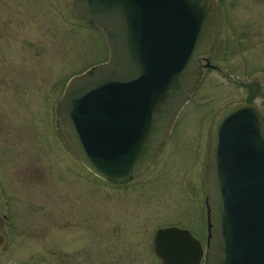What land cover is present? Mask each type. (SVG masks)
I'll list each match as a JSON object with an SVG mask.
<instances>
[{"label":"rangeland","instance_id":"1","mask_svg":"<svg viewBox=\"0 0 264 264\" xmlns=\"http://www.w3.org/2000/svg\"><path fill=\"white\" fill-rule=\"evenodd\" d=\"M216 2L221 28L198 58L200 80L164 154L132 182L113 186L73 157L54 115L68 81L107 59L103 33L76 17L73 0H0V147H11L0 149V177L10 154L8 168L16 172L31 159L25 152H39L33 185L48 231L35 240L37 264H160L153 233L170 224L202 239L203 229L192 227L201 219L198 202L183 180L197 185L198 155H206L219 112L248 101L264 113V0ZM206 59L218 69L204 67Z\"/></svg>","mask_w":264,"mask_h":264},{"label":"water","instance_id":"2","mask_svg":"<svg viewBox=\"0 0 264 264\" xmlns=\"http://www.w3.org/2000/svg\"><path fill=\"white\" fill-rule=\"evenodd\" d=\"M103 33L108 59L71 78L56 127L80 162L110 184L147 168L200 80L217 39L216 0H73ZM204 67H209L206 59ZM207 156L205 264H264V114L238 101L215 118ZM161 264H200L187 230L155 231Z\"/></svg>","mask_w":264,"mask_h":264},{"label":"flooded vegetation","instance_id":"3","mask_svg":"<svg viewBox=\"0 0 264 264\" xmlns=\"http://www.w3.org/2000/svg\"><path fill=\"white\" fill-rule=\"evenodd\" d=\"M206 68L213 69L216 67L214 65L213 66L211 65ZM17 81H19V79H16V82ZM176 122L177 121L175 120V123L173 124V126L171 127L169 131L170 133L167 135L165 143L163 144L162 148L157 152L156 157L150 162L147 168L141 173H144L151 165H153L157 161L158 158H160L164 154L163 153L164 147H166L167 141L170 135L172 134V130L175 127ZM213 124H212V127H213ZM212 127H211V132H212ZM210 136H211V133H210ZM60 140L62 142L65 141V139H63L62 136ZM209 143H210V140L207 142V147L205 149L206 155L203 156V152L201 151V149L198 155V160H197L198 162H197L196 168L194 169L195 173L192 176L193 178H195L197 185L193 186L192 185L193 182L190 183L187 177L185 180H183L185 182L184 191L189 193V190H192L190 195L192 196L193 200L197 199V202H198V207L201 212V219H198L199 221L194 222L196 226L192 225V227L203 229L202 232L204 233L201 235L202 239L200 240L199 238H197L192 232H189V228H187L186 225L181 226L182 224L180 226L176 224H170L166 226H160L156 229L158 230L160 228H167V227L172 226V227L185 229L189 233H191L201 244V247L203 250V256L199 262L200 264H205L204 255L207 253L206 252L207 250L206 241L208 237V232H207V225H208L207 213L208 212H207V205H206L205 200H206L207 193H208L207 181H206V174H207L206 167H207V162H208L207 156L209 153V150H208ZM0 149L1 150L5 149L9 151L11 150V147L8 146L6 143V144H3V147L2 148L0 147ZM68 149L73 155V152L70 149V147H68ZM25 153L29 154L30 155L29 158H31V159H28L29 160L28 165L25 163L23 167H20V169L17 168L16 172L12 170V168H8L9 165L12 166V162L10 161L12 155L10 154L11 157L6 161L7 163L6 165H4V168H3V176L2 178L0 177V264H37L35 260L38 261L40 252H38L36 248L34 247V246L37 247L35 240L38 241V238L41 237L40 233L46 234L45 231H48L46 229V226H43L40 224L39 216H40L41 210L43 212L44 202L43 201L41 202L40 200H38L37 190L35 188L36 186L33 185L35 181L36 183L39 181L38 176H40V169H39L40 161L38 159L39 152L35 151L34 153H29V152H25ZM15 155L17 156V153H15ZM69 156L71 155L69 154ZM73 157L75 156L73 155ZM13 158L14 157H12V159ZM12 172L14 174L16 173L17 175L16 179L14 180L17 183L15 185L11 183V180L13 179V176H14ZM20 174L22 175V177L20 176ZM18 180H20V183L17 182ZM133 180L128 181L126 184L132 182ZM126 184H121V185H126ZM113 186H118V185H113ZM44 210L46 211V209ZM48 213H52V211L49 209ZM25 245L27 246L29 245L28 252L26 253L23 252V250L26 249Z\"/></svg>","mask_w":264,"mask_h":264},{"label":"trees","instance_id":"4","mask_svg":"<svg viewBox=\"0 0 264 264\" xmlns=\"http://www.w3.org/2000/svg\"><path fill=\"white\" fill-rule=\"evenodd\" d=\"M88 68H89V67H88ZM86 69H87V68H86ZM84 70H85V69H84ZM82 71H83V70H82ZM82 71H81V72H82ZM81 72H79L78 74H80Z\"/></svg>","mask_w":264,"mask_h":264}]
</instances>
